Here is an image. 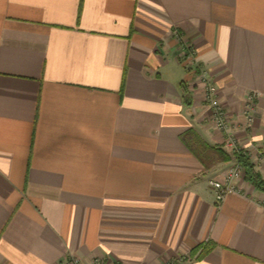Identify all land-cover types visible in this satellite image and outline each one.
<instances>
[{
	"label": "crops",
	"instance_id": "0c3cea01",
	"mask_svg": "<svg viewBox=\"0 0 264 264\" xmlns=\"http://www.w3.org/2000/svg\"><path fill=\"white\" fill-rule=\"evenodd\" d=\"M229 136L264 178V0H0V264H264V191L209 183Z\"/></svg>",
	"mask_w": 264,
	"mask_h": 264
},
{
	"label": "built area",
	"instance_id": "2783aa9c",
	"mask_svg": "<svg viewBox=\"0 0 264 264\" xmlns=\"http://www.w3.org/2000/svg\"><path fill=\"white\" fill-rule=\"evenodd\" d=\"M185 56L188 58L193 56V52L189 53V50ZM191 66L194 67L195 60L190 59ZM204 85V100L211 107V122L212 124L220 130L228 131L229 128V113L223 107L220 99H219V90L216 84L206 75L205 72H202L199 76ZM258 96L257 92H253L252 95L248 97L247 107H246V115L248 120H252V115L250 113V109L253 105L254 99ZM225 147L232 154V164L226 170L224 177L221 179H211L209 181L210 185L215 191L216 203L219 205L225 198L228 193L234 192L238 190V180L244 175L243 165L239 162L236 157V152L239 150L236 145L235 140L229 136L225 140ZM261 154L264 156V144L262 146ZM175 263H186L184 257H179L177 259L169 260L163 264H175ZM59 264H80L77 258L72 256H68L65 259L61 260ZM94 264H103L101 260L97 259Z\"/></svg>",
	"mask_w": 264,
	"mask_h": 264
},
{
	"label": "trees",
	"instance_id": "16d2710c",
	"mask_svg": "<svg viewBox=\"0 0 264 264\" xmlns=\"http://www.w3.org/2000/svg\"><path fill=\"white\" fill-rule=\"evenodd\" d=\"M182 140L188 146V148L195 153L205 163V158H209V155L216 151L219 152L223 160H229L230 157L226 152L221 150L217 145H210L206 142L201 135L193 128L188 129L181 135ZM236 157L243 165L245 178L253 183L256 187L264 191V178L261 174L255 170L248 155L241 149L236 152ZM215 246V243L208 242L200 244L195 251L200 250L199 256H203L210 252Z\"/></svg>",
	"mask_w": 264,
	"mask_h": 264
},
{
	"label": "rangeland",
	"instance_id": "374dc122",
	"mask_svg": "<svg viewBox=\"0 0 264 264\" xmlns=\"http://www.w3.org/2000/svg\"><path fill=\"white\" fill-rule=\"evenodd\" d=\"M190 65V64H189ZM212 154V153H211ZM209 155V158H207V161H209V163L212 162L213 159H215V156L214 155Z\"/></svg>",
	"mask_w": 264,
	"mask_h": 264
}]
</instances>
